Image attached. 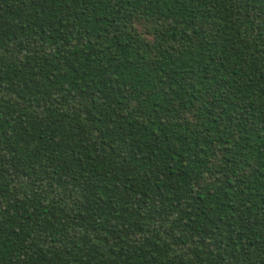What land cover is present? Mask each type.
<instances>
[{"label":"trees","instance_id":"trees-1","mask_svg":"<svg viewBox=\"0 0 264 264\" xmlns=\"http://www.w3.org/2000/svg\"><path fill=\"white\" fill-rule=\"evenodd\" d=\"M0 264H264V0H0Z\"/></svg>","mask_w":264,"mask_h":264}]
</instances>
